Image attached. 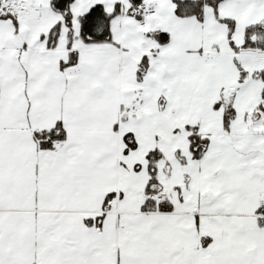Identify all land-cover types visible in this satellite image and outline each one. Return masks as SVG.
<instances>
[{
	"label": "snow or ice",
	"instance_id": "obj_1",
	"mask_svg": "<svg viewBox=\"0 0 264 264\" xmlns=\"http://www.w3.org/2000/svg\"><path fill=\"white\" fill-rule=\"evenodd\" d=\"M0 264H264V0H0Z\"/></svg>",
	"mask_w": 264,
	"mask_h": 264
}]
</instances>
